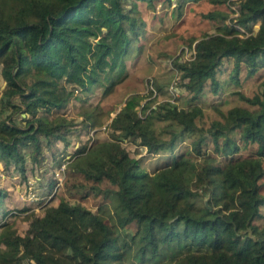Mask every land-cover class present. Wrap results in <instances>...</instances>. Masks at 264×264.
Instances as JSON below:
<instances>
[{"label": "trees", "instance_id": "16d2710c", "mask_svg": "<svg viewBox=\"0 0 264 264\" xmlns=\"http://www.w3.org/2000/svg\"><path fill=\"white\" fill-rule=\"evenodd\" d=\"M153 1L1 0L5 166L13 164L24 176L27 156L41 163L43 148L56 141L69 145L73 122L60 112L78 87L91 91L97 84L106 96L125 78L130 46L144 31L138 2ZM204 16L230 19L222 10ZM233 20L195 40L191 58L175 57L186 106L131 93L107 123L108 138L75 151L92 153L70 167L82 179L76 188L86 189L84 196L100 191L103 181L112 186L103 189L114 200L112 223L59 196L42 214L31 212L19 233L6 218L9 193L0 185V264H264V76L251 95L233 92L248 107L214 105L218 116L208 126L197 103L208 81L220 92L217 72L224 60L232 61L230 78L236 83L242 70L246 76L264 70V0H239ZM237 26L246 34L240 36ZM97 108L81 112L88 131L97 126ZM17 109L26 124L13 120ZM124 140L171 158L148 172Z\"/></svg>", "mask_w": 264, "mask_h": 264}, {"label": "rangeland", "instance_id": "374dc122", "mask_svg": "<svg viewBox=\"0 0 264 264\" xmlns=\"http://www.w3.org/2000/svg\"><path fill=\"white\" fill-rule=\"evenodd\" d=\"M238 1L223 0L220 4H214L209 0L195 3L171 0V3L167 4L165 0H154L151 6L145 2H138L137 8L139 16L144 21V31L130 46L126 57L125 78L106 96H102V89L97 84L93 85L91 91H84L78 87L75 91L76 97L71 99L67 107L60 112L73 122L68 136L69 145L65 146L62 142L56 141L49 150L43 148L44 159L41 163L33 162L27 156L24 176L14 168L13 164L5 166L0 161V185L9 193L8 203L6 202L9 213L6 218L19 233L25 232L28 226L27 217L31 212L42 214L43 207L55 205L59 196H65L71 202H81L94 212H101L106 221L112 223L115 213L114 200L103 191L104 188L112 186L107 181H103L100 183V191L93 190L84 196L86 189L76 188V184L82 182V179L74 175L70 167L76 161L82 162L83 157L92 153L85 151L81 155L76 154L75 151L83 145L89 146L93 139L108 138L107 123L131 93L145 94L157 101L169 99L175 101L174 103L179 107L186 106L187 92L179 86L180 72L174 65L175 57L180 60L191 58L195 40L205 33H215L217 25L235 22L233 19L237 14ZM213 10L227 12L230 19L214 20L204 16L205 13ZM238 30L240 36L246 34L243 28L239 27ZM232 64V61L224 60L219 67L217 79L221 85L220 92L214 93L211 82L208 81L204 95L197 102L203 109L202 121L205 126L218 116L214 105L223 109L232 104L248 107L245 102L237 98L234 91L239 90L251 95L258 90L264 70H260L254 76H246V72L242 70L236 83L230 78ZM155 83L161 87L162 93L156 92ZM4 85L5 82L0 74V93ZM95 105L98 106V110L94 113H100L97 116L98 123L88 131L84 127L81 112L91 111ZM21 116H24V112L17 109L12 118L18 124L24 125L26 121L22 120ZM188 143V140L179 143L175 152L183 150ZM122 145L131 157L139 159L140 166L148 172H154L164 166L171 158L170 153L151 154L144 147L126 140ZM262 181L264 183V179ZM203 201L207 202L204 196ZM262 211L264 213V209ZM260 225L264 226V217ZM129 229L133 231L134 226L131 225Z\"/></svg>", "mask_w": 264, "mask_h": 264}, {"label": "water", "instance_id": "95a60500", "mask_svg": "<svg viewBox=\"0 0 264 264\" xmlns=\"http://www.w3.org/2000/svg\"><path fill=\"white\" fill-rule=\"evenodd\" d=\"M205 203H207V202H205Z\"/></svg>", "mask_w": 264, "mask_h": 264}]
</instances>
